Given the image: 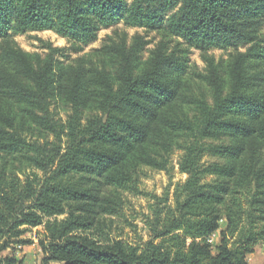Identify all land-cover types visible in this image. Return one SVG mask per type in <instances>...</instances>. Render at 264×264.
Wrapping results in <instances>:
<instances>
[{"label":"trees","instance_id":"16d2710c","mask_svg":"<svg viewBox=\"0 0 264 264\" xmlns=\"http://www.w3.org/2000/svg\"><path fill=\"white\" fill-rule=\"evenodd\" d=\"M120 22L161 37L145 62L139 35L96 50L98 64L64 65L15 40L50 30L82 52ZM263 22L264 0H0V264H20L3 254L41 226L42 264H249L264 242ZM231 47L226 62L209 53ZM56 99L72 111L65 124ZM175 151L188 179L166 212L160 201L152 238L111 239L122 194L146 168L167 171Z\"/></svg>","mask_w":264,"mask_h":264},{"label":"rangeland","instance_id":"374dc122","mask_svg":"<svg viewBox=\"0 0 264 264\" xmlns=\"http://www.w3.org/2000/svg\"><path fill=\"white\" fill-rule=\"evenodd\" d=\"M131 3V0H129ZM261 35L264 37V22L260 29ZM127 34L129 42L135 36H142L148 45L144 49L142 60L145 62L150 51L154 49L155 45L161 40L157 33H148L143 28L129 27L124 22H120L111 27H102L98 31L97 38L87 45L82 52H75V50L68 43L67 38L55 31H26L17 33L15 40L19 46L27 53L40 54L43 57L51 53V49L57 50L54 52L56 60L64 65L75 63L79 59L85 58L88 62L92 60L94 63L103 61V57L95 54L96 50L101 49L113 41H118L120 36ZM238 50L245 51L246 47H238ZM236 51V48L228 49H211L209 53L215 57L217 61H227L230 54ZM189 65L192 70L197 73H204L206 64L202 58L201 51L191 49L189 53ZM52 112L57 121L66 123L72 111L60 99H56L52 104ZM90 115L85 114V120ZM36 140L41 145L55 142L53 136L37 137ZM66 141V139H64ZM183 152L175 151L171 156L170 166L167 171H156L146 168L141 175L139 189L127 191L122 194L123 207L118 216L110 217L113 221L112 227L107 231L111 235V239L123 240L133 245L143 244L149 241L154 235L153 224L156 222V211L159 210L160 201L166 198L169 201L164 204V212L166 207L174 205V193L179 184L184 183L188 179V175L180 171V160ZM215 159L206 155L202 163L207 164L214 162ZM27 175L36 174L40 179L45 177V173L39 170H28ZM22 178H24L22 176ZM163 205V204H162ZM164 219L165 213L162 215ZM65 216L59 217L64 219ZM226 222L223 220L220 223V230L211 237V243L216 249L220 242V233L225 228ZM44 226L34 228L23 235L22 240L28 241L29 244H16L11 246L3 255L13 256L18 259L20 264H42L45 257L40 246V240L44 238ZM214 249V252L216 250ZM249 264H263L264 263V242L256 247L255 253L249 258ZM51 264H63L53 262Z\"/></svg>","mask_w":264,"mask_h":264},{"label":"crops","instance_id":"0c3cea01","mask_svg":"<svg viewBox=\"0 0 264 264\" xmlns=\"http://www.w3.org/2000/svg\"><path fill=\"white\" fill-rule=\"evenodd\" d=\"M250 256H251V255H250ZM250 256L248 257V260H249Z\"/></svg>","mask_w":264,"mask_h":264}]
</instances>
